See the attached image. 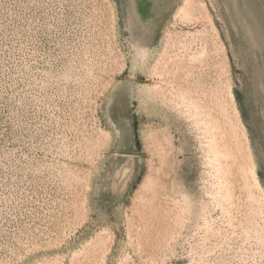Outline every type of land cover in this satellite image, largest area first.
Returning a JSON list of instances; mask_svg holds the SVG:
<instances>
[{
    "label": "rangeland",
    "instance_id": "obj_1",
    "mask_svg": "<svg viewBox=\"0 0 264 264\" xmlns=\"http://www.w3.org/2000/svg\"><path fill=\"white\" fill-rule=\"evenodd\" d=\"M198 1L264 191V0ZM180 3L0 0V264H264V197L245 231L221 201L203 127L157 91L165 30L194 27L174 24Z\"/></svg>",
    "mask_w": 264,
    "mask_h": 264
},
{
    "label": "bare ground",
    "instance_id": "obj_2",
    "mask_svg": "<svg viewBox=\"0 0 264 264\" xmlns=\"http://www.w3.org/2000/svg\"><path fill=\"white\" fill-rule=\"evenodd\" d=\"M172 20L174 24L179 22L194 27L175 33L165 30V45L158 55L157 66L152 70V75L161 82L157 91L169 94L182 113L188 114L196 125L203 127L207 138L208 164L221 190V201L229 212H242L244 230L249 232L254 217L262 211L260 202L264 191L258 182L246 128L235 106L228 80L225 47L202 1L181 0ZM109 137L108 133L101 132L93 148ZM153 145L163 167L169 154L159 142L154 141ZM156 186L157 177L150 174L138 199L139 211L144 216L148 214V209L152 211L155 208ZM145 226H148L147 220ZM234 229L237 230L236 226ZM108 243L107 237H101L92 249L100 253Z\"/></svg>",
    "mask_w": 264,
    "mask_h": 264
}]
</instances>
